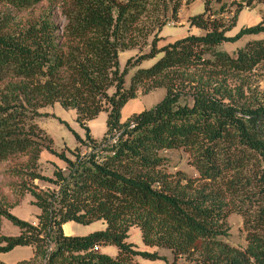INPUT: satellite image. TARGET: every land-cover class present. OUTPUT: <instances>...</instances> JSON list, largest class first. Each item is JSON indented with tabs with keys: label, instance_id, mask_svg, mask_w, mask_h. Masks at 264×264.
<instances>
[{
	"label": "trees",
	"instance_id": "1",
	"mask_svg": "<svg viewBox=\"0 0 264 264\" xmlns=\"http://www.w3.org/2000/svg\"><path fill=\"white\" fill-rule=\"evenodd\" d=\"M199 1L204 12L188 22L202 34L159 48L182 6ZM254 3L264 0H0V171L14 165L5 171L20 180L21 194L0 205V255L31 247L33 257L17 264H139L163 249L171 264H264V88L248 96L244 86L257 74L264 85V39L233 55L219 50L264 34L263 18L228 36L243 5ZM214 4L238 10L225 22ZM133 50L140 55L122 71L120 54ZM158 89L166 90L162 102L122 122L139 92ZM57 103L86 129V139H76L89 151L77 147L75 160L55 151L39 125L42 110ZM103 112L107 134L99 141L87 124ZM45 150L67 166L56 180L40 172ZM174 151L189 156L196 178L165 169L164 154ZM28 194L41 211L36 224L10 213ZM232 215L243 219L245 246L228 242ZM2 219L20 236H4ZM96 222L105 230L65 235L68 223ZM133 229L146 250L129 242ZM109 246L115 257L102 252Z\"/></svg>",
	"mask_w": 264,
	"mask_h": 264
},
{
	"label": "rangeland",
	"instance_id": "2",
	"mask_svg": "<svg viewBox=\"0 0 264 264\" xmlns=\"http://www.w3.org/2000/svg\"><path fill=\"white\" fill-rule=\"evenodd\" d=\"M124 2L126 0H119ZM243 11L237 17L236 28L228 33V36H235L242 28L252 27L257 25L264 18V5L259 3H254L251 7H246L243 5ZM238 10V6L229 7L227 4H214L212 11H216V17L223 19L225 22L232 20L234 14ZM204 12L203 2L199 1L192 5H183L178 19L176 21L171 20L170 24L164 31L159 35L162 39L158 47H163L168 43L175 40L184 38L187 35H201L202 31L197 28H192L189 25V18ZM57 23L62 25L64 22L60 17L57 18ZM172 24V25H171ZM264 34L258 36H246L241 41L235 44H224L219 50L224 53L233 55L238 49L243 48L250 41L263 40ZM146 52L149 49H145ZM140 55L138 50L125 51L120 54V66L121 70L124 71L126 68L127 61L131 58L136 59ZM159 59L157 57L154 60L145 62L142 64L143 68H149L155 64ZM135 70H130L127 75V84H129L131 76L134 74ZM247 81V82H246ZM244 82L245 93L248 96L255 95L258 96L263 90L262 77L257 74L250 80ZM166 97L165 89H158L151 93L145 94L144 92H139L137 98L131 100L122 110V122H125L129 117L134 114H138L144 111L153 110L160 102H162ZM253 97V96H252ZM43 114L47 116L41 118L39 125L46 131V133L53 140V148L58 153L64 152L69 159L75 160L72 152L80 147V154L83 156L88 153V148L86 146H79L76 136L81 139H86V129L83 128L77 122V113L75 110H66L60 104H55L47 109L42 110ZM87 127L90 130L91 136L96 140H102L107 134V114L101 113L95 120L89 122ZM164 157L168 159L169 164L165 168L170 173L181 172L189 178H196V172L191 167L189 162V156L184 152H167ZM13 169L7 166V169ZM66 164L60 161L56 156L51 154L49 151L45 150L42 155L40 172L41 174L48 178L56 180L54 173L56 171H66ZM5 169V170H7ZM4 169L0 171V205L1 203L13 204L20 197V180L7 174ZM35 186H38L44 191H57V187L48 182L35 181ZM10 213L16 218L26 221L28 223H37V218L40 215V209L35 205V199L28 194L20 205L15 206L10 209ZM229 224L231 227L230 236L228 242L234 246H245L246 245V232L244 231L243 219L239 215H232L229 218ZM2 234L7 237H18L20 236V229L14 226L10 221L2 219L1 222ZM64 232L69 236H88L92 233L102 231L105 228L103 222H96L89 226H82L75 223H68L65 225ZM140 231L138 229H133L130 232L129 242L133 243L137 249L143 245L142 238L140 236ZM33 249L31 247H18L12 252L3 254L0 256V260L5 264H16L24 259L28 258L32 253ZM156 250H152L154 252ZM161 258L156 260H149L144 258H138L139 264H171L173 261V256L167 250L159 249L157 250ZM103 253L111 257L117 255V248L114 246H109L103 248Z\"/></svg>",
	"mask_w": 264,
	"mask_h": 264
},
{
	"label": "crops",
	"instance_id": "3",
	"mask_svg": "<svg viewBox=\"0 0 264 264\" xmlns=\"http://www.w3.org/2000/svg\"><path fill=\"white\" fill-rule=\"evenodd\" d=\"M104 223V222H103ZM104 225H105V223H104ZM105 228H106V226H105ZM105 228L103 229V230H105ZM132 231V230H131ZM140 236H141V234H140ZM140 249H142V250H146V247L144 246V244L142 245V246H140ZM155 250V249H154ZM150 251H152V250H150ZM168 251V250H167ZM102 252H103V249H102ZM170 252V251H169ZM171 253V252H170ZM33 254H34V251H33V253L28 257V258H26V259H24L23 261H27V260H30L32 257H33ZM172 255V254H171ZM1 256V255H0ZM21 262V261H20ZM19 263V262H18ZM17 264V263H16Z\"/></svg>",
	"mask_w": 264,
	"mask_h": 264
},
{
	"label": "built area",
	"instance_id": "4",
	"mask_svg": "<svg viewBox=\"0 0 264 264\" xmlns=\"http://www.w3.org/2000/svg\"><path fill=\"white\" fill-rule=\"evenodd\" d=\"M172 25V24H171ZM136 125L134 123L131 124L130 129H133ZM118 137H116L113 141V144H116Z\"/></svg>",
	"mask_w": 264,
	"mask_h": 264
},
{
	"label": "water",
	"instance_id": "5",
	"mask_svg": "<svg viewBox=\"0 0 264 264\" xmlns=\"http://www.w3.org/2000/svg\"><path fill=\"white\" fill-rule=\"evenodd\" d=\"M64 230H65V228H64ZM65 235H66V236H69V235H67V233H66V232H65Z\"/></svg>",
	"mask_w": 264,
	"mask_h": 264
}]
</instances>
